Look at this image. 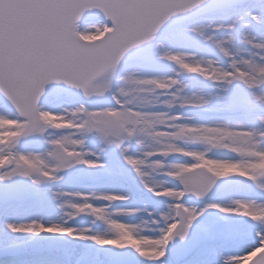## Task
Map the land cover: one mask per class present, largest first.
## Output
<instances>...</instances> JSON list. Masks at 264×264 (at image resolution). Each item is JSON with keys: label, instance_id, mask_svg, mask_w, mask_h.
<instances>
[{"label": "snow or ice", "instance_id": "6c2138e0", "mask_svg": "<svg viewBox=\"0 0 264 264\" xmlns=\"http://www.w3.org/2000/svg\"><path fill=\"white\" fill-rule=\"evenodd\" d=\"M0 247L264 264V0H0Z\"/></svg>", "mask_w": 264, "mask_h": 264}, {"label": "rangeland", "instance_id": "374dc122", "mask_svg": "<svg viewBox=\"0 0 264 264\" xmlns=\"http://www.w3.org/2000/svg\"><path fill=\"white\" fill-rule=\"evenodd\" d=\"M33 253L31 250H20V251H6L4 248L0 247V263L6 262L7 264H31L26 259V255ZM247 260L243 262L246 263Z\"/></svg>", "mask_w": 264, "mask_h": 264}, {"label": "bare ground", "instance_id": "6f19581e", "mask_svg": "<svg viewBox=\"0 0 264 264\" xmlns=\"http://www.w3.org/2000/svg\"><path fill=\"white\" fill-rule=\"evenodd\" d=\"M26 259L28 260V262H30L31 264H38V255L35 253H30L26 255ZM0 264H7L6 262H1ZM16 264V263H13ZM135 264V261L134 263Z\"/></svg>", "mask_w": 264, "mask_h": 264}]
</instances>
